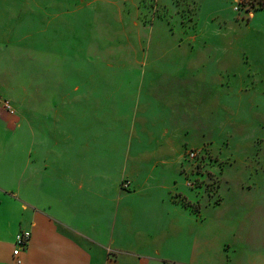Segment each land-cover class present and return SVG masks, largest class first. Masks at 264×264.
Segmentation results:
<instances>
[{
  "label": "rangeland",
  "instance_id": "obj_1",
  "mask_svg": "<svg viewBox=\"0 0 264 264\" xmlns=\"http://www.w3.org/2000/svg\"><path fill=\"white\" fill-rule=\"evenodd\" d=\"M0 100V174L96 139L110 187L151 172L193 215L256 228L264 0H0Z\"/></svg>",
  "mask_w": 264,
  "mask_h": 264
},
{
  "label": "crops",
  "instance_id": "obj_2",
  "mask_svg": "<svg viewBox=\"0 0 264 264\" xmlns=\"http://www.w3.org/2000/svg\"><path fill=\"white\" fill-rule=\"evenodd\" d=\"M77 141L62 165L16 160L14 175L0 174V264H264V201L252 231L251 220L197 217L171 200L169 185L147 188L151 172H134V192L122 190L119 176L110 187L99 173L101 142ZM153 157L135 150L132 162ZM22 230L31 240L14 256Z\"/></svg>",
  "mask_w": 264,
  "mask_h": 264
},
{
  "label": "built area",
  "instance_id": "obj_3",
  "mask_svg": "<svg viewBox=\"0 0 264 264\" xmlns=\"http://www.w3.org/2000/svg\"><path fill=\"white\" fill-rule=\"evenodd\" d=\"M245 1V0H244ZM244 4V2H242ZM0 106H2L10 115L15 114V110L12 108L9 102L7 101H1L0 100ZM189 159L195 160L196 159V153L195 152H190L188 153ZM191 186V185H190ZM122 187L124 190H132V183L131 181H123ZM31 232L27 230H22L21 232L18 233L15 239L16 243V251L14 253V256L19 255V253L24 250L27 245L29 240H31Z\"/></svg>",
  "mask_w": 264,
  "mask_h": 264
}]
</instances>
